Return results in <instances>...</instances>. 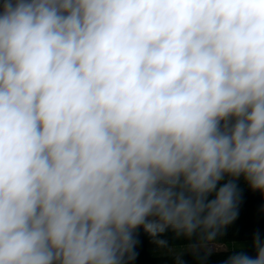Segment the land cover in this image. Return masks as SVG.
<instances>
[{"label":"clouds","instance_id":"1","mask_svg":"<svg viewBox=\"0 0 264 264\" xmlns=\"http://www.w3.org/2000/svg\"><path fill=\"white\" fill-rule=\"evenodd\" d=\"M240 178L264 194V0H0V264L215 242Z\"/></svg>","mask_w":264,"mask_h":264},{"label":"trees","instance_id":"2","mask_svg":"<svg viewBox=\"0 0 264 264\" xmlns=\"http://www.w3.org/2000/svg\"><path fill=\"white\" fill-rule=\"evenodd\" d=\"M227 179L229 178L226 177L224 181H221L217 188L222 186ZM236 184L238 189V216L233 223L222 230L215 242L253 239L256 233H259L260 238L264 239V194L252 190L243 178L236 180ZM214 195L213 193L209 199L214 198ZM133 236L137 241L134 248L135 259L131 261L126 259V264H177V260L182 261L183 264H224L228 257L234 254V250L229 249L154 255L147 248V235L142 227L135 230ZM156 239L166 240V245L171 246L200 243L199 233L194 234L191 238H186L177 236L171 229ZM243 251L250 256H255L253 247L243 249Z\"/></svg>","mask_w":264,"mask_h":264},{"label":"rangeland","instance_id":"3","mask_svg":"<svg viewBox=\"0 0 264 264\" xmlns=\"http://www.w3.org/2000/svg\"><path fill=\"white\" fill-rule=\"evenodd\" d=\"M147 242L149 248V252L154 255H163V254H177L173 252V248L178 246H185V251L182 253L188 252H199V251H208V250H229L232 249L231 245H242L243 249L251 248L252 239H244L237 241H227V242H208V243H190V244H182V245H166L164 247H160L153 242V238L150 237L147 233ZM264 240V239H261ZM223 246H227L223 247ZM179 254V253H178Z\"/></svg>","mask_w":264,"mask_h":264}]
</instances>
